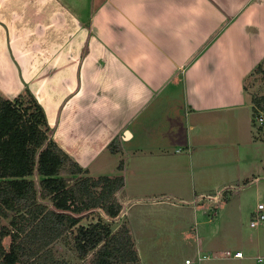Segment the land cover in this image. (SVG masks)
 I'll use <instances>...</instances> for the list:
<instances>
[{
	"label": "crops",
	"instance_id": "obj_1",
	"mask_svg": "<svg viewBox=\"0 0 264 264\" xmlns=\"http://www.w3.org/2000/svg\"><path fill=\"white\" fill-rule=\"evenodd\" d=\"M260 63L264 0H0V94L27 88L51 138L88 175H123L115 196L144 264L158 262L142 261L133 207L164 211L175 197L169 185L196 184L215 163L244 165L249 153H261L264 172V127L252 122L246 87ZM217 192L206 194L216 204ZM164 231L148 238L153 248ZM197 240L206 255L221 250L213 231ZM251 245L264 252L257 235ZM241 251L230 264H264V255L252 261Z\"/></svg>",
	"mask_w": 264,
	"mask_h": 264
},
{
	"label": "trees",
	"instance_id": "obj_2",
	"mask_svg": "<svg viewBox=\"0 0 264 264\" xmlns=\"http://www.w3.org/2000/svg\"><path fill=\"white\" fill-rule=\"evenodd\" d=\"M253 73L264 74V63ZM251 99L254 114L264 111V94ZM50 132L27 88L13 99L0 94V264H71L55 254L61 239L80 264H144L126 223L113 230L100 215L81 223L95 209L119 214L123 175H88Z\"/></svg>",
	"mask_w": 264,
	"mask_h": 264
},
{
	"label": "rangeland",
	"instance_id": "obj_3",
	"mask_svg": "<svg viewBox=\"0 0 264 264\" xmlns=\"http://www.w3.org/2000/svg\"><path fill=\"white\" fill-rule=\"evenodd\" d=\"M246 87L250 100H252V96L264 94V74L252 73L246 80ZM256 115L257 113L254 114L252 109L251 116L254 126L256 129L258 127L263 128L264 125L257 124ZM260 155L261 153L251 156L249 153L247 154L248 158H240L242 162L245 161L244 165H241V162L238 163L239 165L233 162V166L222 169L216 166L218 163H215V169L206 170L205 176L203 175L204 177L198 179L196 184L185 178L182 184L169 185L175 197H169V201H167L168 208L164 211L145 212L148 215L143 216L138 214L137 210L139 208L133 207L131 219L134 230L139 233V240L141 241L139 251L142 253V261L158 262V264L163 261L169 264H183L184 259L188 258L191 264H230L232 258H216L212 255L213 253L209 254V258L203 257L198 263V251H201L199 252L200 256H205L206 252L204 251L205 247H199L197 236H205L206 231L214 232V237L220 241L221 250L241 249L244 251L245 256L252 261L256 260L258 255L263 256L264 252L260 251L258 246L251 245L250 248L247 247V243L255 235H257V239L264 240V231H261L264 229L261 225L248 226L250 219L253 217L252 210L255 208L256 202L259 200L264 204V172L260 169L263 164L259 161ZM222 164L223 162L221 163L223 167ZM101 173L113 174L115 172L110 169ZM252 173L260 175L258 182L250 181L253 178ZM128 188L138 193L151 192L149 197L155 191L153 190L155 187L150 184L141 186L129 184ZM193 188L198 189L197 193L199 191H205L206 194L216 193L217 191L224 192V198L216 204L206 194L202 197L191 194ZM256 189L260 191L259 199L255 194ZM192 200L200 202L205 210L196 211L192 205L196 201ZM98 215L102 216L113 230L122 223L128 225V221L125 217H122L121 210L115 218H109L100 209L86 213L81 223L88 224L96 221ZM144 220L147 225H144ZM159 227H163L165 231L159 242H155L156 247L153 248L148 238ZM260 234H263V236ZM4 244L8 245V239L4 240ZM53 248L57 257L64 258L71 264L81 263L76 259L70 244L65 240L56 241ZM221 250H218V252Z\"/></svg>",
	"mask_w": 264,
	"mask_h": 264
},
{
	"label": "built area",
	"instance_id": "obj_4",
	"mask_svg": "<svg viewBox=\"0 0 264 264\" xmlns=\"http://www.w3.org/2000/svg\"><path fill=\"white\" fill-rule=\"evenodd\" d=\"M255 120L258 125H264V111H260L256 115ZM249 225L250 227L264 225V204L263 203L261 202L257 203L256 209L254 211L253 217L250 219ZM212 255L216 258H242L243 256L241 250H231V249H225L219 252H213ZM203 257L209 258L210 256L209 254L205 256H199L198 254V258H197L198 263ZM184 264H191V261L189 259H185Z\"/></svg>",
	"mask_w": 264,
	"mask_h": 264
},
{
	"label": "water",
	"instance_id": "obj_5",
	"mask_svg": "<svg viewBox=\"0 0 264 264\" xmlns=\"http://www.w3.org/2000/svg\"><path fill=\"white\" fill-rule=\"evenodd\" d=\"M127 135V133H125Z\"/></svg>",
	"mask_w": 264,
	"mask_h": 264
}]
</instances>
